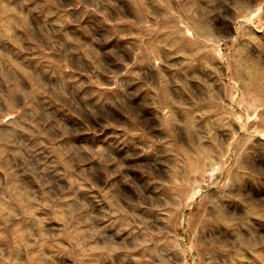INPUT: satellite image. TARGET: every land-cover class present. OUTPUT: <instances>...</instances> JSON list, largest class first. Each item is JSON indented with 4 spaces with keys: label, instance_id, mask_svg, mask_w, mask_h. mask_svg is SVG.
<instances>
[{
    "label": "rangeland",
    "instance_id": "obj_1",
    "mask_svg": "<svg viewBox=\"0 0 264 264\" xmlns=\"http://www.w3.org/2000/svg\"><path fill=\"white\" fill-rule=\"evenodd\" d=\"M0 264H264V0H0Z\"/></svg>",
    "mask_w": 264,
    "mask_h": 264
}]
</instances>
